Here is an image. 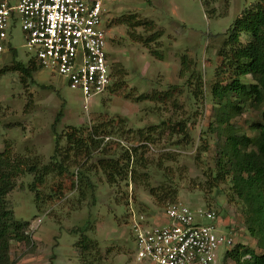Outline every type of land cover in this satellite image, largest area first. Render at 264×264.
I'll return each mask as SVG.
<instances>
[{"label":"rangeland","instance_id":"374dc122","mask_svg":"<svg viewBox=\"0 0 264 264\" xmlns=\"http://www.w3.org/2000/svg\"><path fill=\"white\" fill-rule=\"evenodd\" d=\"M205 1L213 15L205 11ZM256 1L104 0L113 74L108 88L86 104L79 90L49 68L42 67L26 83L17 71L7 70L14 61L9 47L17 53L15 60L26 62L33 55L23 46L20 25L12 27L10 46L0 53V151L8 148L42 165L50 160L56 136L67 152L66 134L75 129L84 137L67 156L68 171L44 174L36 186L34 175L25 173L7 194L15 217L29 221L31 236L27 244L11 241L14 264H146L134 257L132 222L143 216V224H162L166 206L175 200L193 210L211 208L220 229L232 230L233 246L262 251V233L248 230L246 205L231 177L221 178L216 158L228 126L239 135H257L253 125L261 122L264 100L257 106L242 103L225 122L221 118L231 106L211 96L214 83L235 75L218 54L223 33ZM147 16L155 21L151 26H133ZM241 37L247 40L244 33ZM242 80L253 82L250 75ZM235 99L231 95L230 101ZM96 126L92 143L87 133ZM132 147L138 148L130 152L132 176L99 161L114 157L125 167L124 150ZM82 233L97 241V253L82 255L76 246Z\"/></svg>","mask_w":264,"mask_h":264},{"label":"trees","instance_id":"16d2710c","mask_svg":"<svg viewBox=\"0 0 264 264\" xmlns=\"http://www.w3.org/2000/svg\"><path fill=\"white\" fill-rule=\"evenodd\" d=\"M206 4L207 2L204 3L205 11L209 15H213L214 8H208ZM153 23V20L150 19H137L133 26H151ZM243 33L247 37L245 42L241 40ZM223 36L224 39L218 54L225 60V66L235 69V75L225 83L222 81L214 83L211 86V96L218 101L225 100V106H231L230 114L221 118L228 122L230 116L239 111V105L242 103L257 106L264 100V0H257L253 5L240 12L223 33ZM151 40L152 37L148 36L147 41L150 42ZM9 49L14 61L7 70L17 71L22 83H26L27 79L33 80V74L42 67L37 64L33 56L26 62L15 60L16 51L11 47ZM154 54L161 57L157 52ZM184 64L185 57H182V65L185 66ZM112 74L111 70V76ZM246 75H250L253 82L249 84L244 82L242 77ZM198 90L200 92V89ZM194 92L193 96H197V89ZM166 94L168 93L166 92ZM231 95H234L236 99L230 101ZM62 116L63 105H61L54 119L53 129L55 132V125ZM156 126L159 127V125ZM253 127L258 130L255 137H249L246 134L239 135L228 126L225 141L222 143L220 154L216 158V164L221 178H225L227 175L231 177L236 196L242 199L246 205L245 218L248 230L255 236L262 233L258 242L262 251L258 253L243 244H236L223 252L222 264L227 259L233 260L234 264H264V109L261 112V122L256 123ZM150 128V131L155 130V127ZM97 129L98 126L89 130L86 139L92 143L97 142L93 140ZM66 139L70 143V150L73 149L72 146L78 147L84 141V137L80 134L77 135L75 129L66 134ZM59 142V136H56L50 160L42 165L26 156L13 154L8 148L0 151V264H14L10 257L11 241L26 244L31 242V236L27 231L29 221L15 217L9 206L7 194L15 187L16 179L25 173L34 175L32 186H36L37 183H42L44 174L53 171L59 173L68 171L66 164L70 150L68 152L62 150ZM137 149V147H132L124 150L125 167H119L118 160L114 157L101 158L99 161L103 162V166L108 167V169L118 168L116 169L117 174L126 176L130 172V176H132V169H128L132 157L130 152H136ZM80 179H85L87 184L91 185L84 173H80ZM150 190L152 192V188ZM205 209L211 208L206 207ZM76 246L82 251L83 256L84 254H91L93 251L97 253L98 250L97 241L84 233L80 235Z\"/></svg>","mask_w":264,"mask_h":264},{"label":"built area","instance_id":"2783aa9c","mask_svg":"<svg viewBox=\"0 0 264 264\" xmlns=\"http://www.w3.org/2000/svg\"><path fill=\"white\" fill-rule=\"evenodd\" d=\"M104 0H0V53L10 46L11 29L20 25L23 46L38 65L58 73L84 103L111 83ZM164 222H132L134 257L146 264H222L221 248H232L231 230H221L212 209L169 203ZM223 251V252H224Z\"/></svg>","mask_w":264,"mask_h":264},{"label":"crops","instance_id":"0c3cea01","mask_svg":"<svg viewBox=\"0 0 264 264\" xmlns=\"http://www.w3.org/2000/svg\"><path fill=\"white\" fill-rule=\"evenodd\" d=\"M159 3H160V2H159ZM147 19H149V18H148V16H147ZM150 20H153V19H152V18H150ZM154 22H155V21H154ZM156 23H157V22H156ZM160 58H162V56H161Z\"/></svg>","mask_w":264,"mask_h":264}]
</instances>
